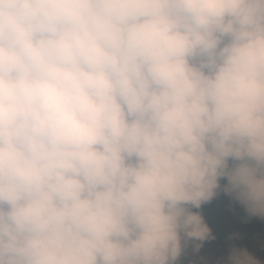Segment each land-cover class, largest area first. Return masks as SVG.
Segmentation results:
<instances>
[{
    "label": "clouds",
    "instance_id": "9594fccd",
    "mask_svg": "<svg viewBox=\"0 0 264 264\" xmlns=\"http://www.w3.org/2000/svg\"><path fill=\"white\" fill-rule=\"evenodd\" d=\"M0 264H264V0H0Z\"/></svg>",
    "mask_w": 264,
    "mask_h": 264
},
{
    "label": "rangeland",
    "instance_id": "374dc122",
    "mask_svg": "<svg viewBox=\"0 0 264 264\" xmlns=\"http://www.w3.org/2000/svg\"><path fill=\"white\" fill-rule=\"evenodd\" d=\"M205 213H206V214H209V213H210L211 215H212V214H215V211H214L213 206H206V208H205ZM208 219H209V217H208ZM215 220H216V218H215L214 220H210V219H209V221H210V222H213V223L215 222Z\"/></svg>",
    "mask_w": 264,
    "mask_h": 264
},
{
    "label": "trees",
    "instance_id": "16d2710c",
    "mask_svg": "<svg viewBox=\"0 0 264 264\" xmlns=\"http://www.w3.org/2000/svg\"><path fill=\"white\" fill-rule=\"evenodd\" d=\"M206 215H207V217H209L210 220H214V219L216 218L215 214H212V215H211V214L209 213V214H206Z\"/></svg>",
    "mask_w": 264,
    "mask_h": 264
}]
</instances>
